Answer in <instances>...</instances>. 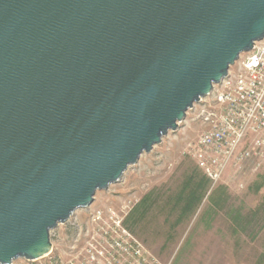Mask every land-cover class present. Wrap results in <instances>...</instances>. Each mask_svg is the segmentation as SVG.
I'll use <instances>...</instances> for the list:
<instances>
[{
  "label": "water",
  "instance_id": "water-1",
  "mask_svg": "<svg viewBox=\"0 0 264 264\" xmlns=\"http://www.w3.org/2000/svg\"><path fill=\"white\" fill-rule=\"evenodd\" d=\"M264 39V0H0V264L176 131Z\"/></svg>",
  "mask_w": 264,
  "mask_h": 264
},
{
  "label": "rangeland",
  "instance_id": "rangeland-1",
  "mask_svg": "<svg viewBox=\"0 0 264 264\" xmlns=\"http://www.w3.org/2000/svg\"><path fill=\"white\" fill-rule=\"evenodd\" d=\"M209 105L208 97L196 103L178 129L143 153L119 182L97 191L92 205L52 230L50 252L65 260L83 251L89 237L83 233L75 243L78 231L71 224L92 231L93 213L111 210L125 218L146 264H264V160L259 168L253 162L241 170L230 168L213 186L190 157L206 127L202 112ZM205 180L202 197L195 187ZM46 262L45 257L13 264Z\"/></svg>",
  "mask_w": 264,
  "mask_h": 264
},
{
  "label": "built area",
  "instance_id": "built-area-1",
  "mask_svg": "<svg viewBox=\"0 0 264 264\" xmlns=\"http://www.w3.org/2000/svg\"><path fill=\"white\" fill-rule=\"evenodd\" d=\"M207 97L212 105L202 112L206 127L189 153L214 186L230 168L241 170L248 162L259 168L264 160V39L240 55ZM105 214V210L93 213L92 231L70 223L78 231L75 243L82 241L83 233L89 237L83 251L65 260L52 251L45 264H146L125 218L111 210Z\"/></svg>",
  "mask_w": 264,
  "mask_h": 264
},
{
  "label": "trees",
  "instance_id": "trees-1",
  "mask_svg": "<svg viewBox=\"0 0 264 264\" xmlns=\"http://www.w3.org/2000/svg\"><path fill=\"white\" fill-rule=\"evenodd\" d=\"M206 178V177H205ZM201 185V184H200ZM207 185H208V182H207V180H205L204 182H203V184L201 185V187H199V185H198V187H195V192H202V194H200V196H204V194H205V192H206V190H207ZM193 191V190H192ZM201 198V197H200Z\"/></svg>",
  "mask_w": 264,
  "mask_h": 264
}]
</instances>
